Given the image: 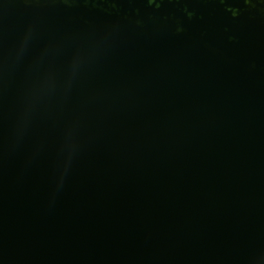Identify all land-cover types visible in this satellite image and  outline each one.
Returning a JSON list of instances; mask_svg holds the SVG:
<instances>
[{
  "label": "water",
  "instance_id": "95a60500",
  "mask_svg": "<svg viewBox=\"0 0 264 264\" xmlns=\"http://www.w3.org/2000/svg\"><path fill=\"white\" fill-rule=\"evenodd\" d=\"M0 264H264V0H0Z\"/></svg>",
  "mask_w": 264,
  "mask_h": 264
}]
</instances>
